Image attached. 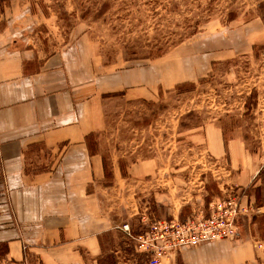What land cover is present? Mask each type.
Segmentation results:
<instances>
[{
	"label": "rangeland",
	"instance_id": "1",
	"mask_svg": "<svg viewBox=\"0 0 264 264\" xmlns=\"http://www.w3.org/2000/svg\"><path fill=\"white\" fill-rule=\"evenodd\" d=\"M42 7L50 9L54 27L45 30L48 37L43 34L50 50L66 49L85 34L106 70L152 63L165 69L170 60L179 65V82L165 86L156 101L127 111L110 105L105 128L89 140L105 166L103 187L112 184V162L123 176L124 168L140 161L154 160L158 168L155 185L118 187L128 196L119 197L124 203L117 211L128 219L117 227L127 224L139 235L150 219L182 220L235 198L245 211L231 242L244 248L241 264H264V32L251 45L243 30L250 22L264 28V0H63ZM212 124L222 132L219 156L212 142L210 148L209 142L188 139L190 132L213 130ZM37 155L38 148L29 151L26 168H50L53 159ZM230 168L261 169L252 183L238 187ZM104 237L106 247L115 245L119 264H146L122 231ZM188 252L160 264H192ZM5 257L2 251L0 264H18ZM24 264L38 262L28 254Z\"/></svg>",
	"mask_w": 264,
	"mask_h": 264
},
{
	"label": "crops",
	"instance_id": "2",
	"mask_svg": "<svg viewBox=\"0 0 264 264\" xmlns=\"http://www.w3.org/2000/svg\"><path fill=\"white\" fill-rule=\"evenodd\" d=\"M62 1L0 0V243L7 244L6 260L18 264L28 254L38 264H119L115 245L104 244V236L128 219L117 211L124 203L119 197L128 196L118 187L154 184L158 168L154 160L140 161L124 168L123 176L112 162V184L103 187L102 161L89 140L105 128L110 105L127 111L154 102L181 73L173 60L165 69L152 63L106 70L85 34L66 49L50 50L44 40L50 9L42 3ZM243 30L247 43L263 38L262 24L250 22ZM210 127L188 139L212 142L219 156L222 132ZM34 148L38 159H53L50 168H26ZM260 169L230 171L236 185L246 187ZM148 176L152 181L141 182ZM243 249L225 241L184 251L192 264H241Z\"/></svg>",
	"mask_w": 264,
	"mask_h": 264
},
{
	"label": "built area",
	"instance_id": "3",
	"mask_svg": "<svg viewBox=\"0 0 264 264\" xmlns=\"http://www.w3.org/2000/svg\"><path fill=\"white\" fill-rule=\"evenodd\" d=\"M238 203V199L227 198L226 201L209 204L205 213L200 211L182 220L177 217L150 219L139 235H132L127 224L116 229L127 236L146 264H160L161 259L184 250L214 242L235 241L238 234L236 221L245 211L238 207Z\"/></svg>",
	"mask_w": 264,
	"mask_h": 264
},
{
	"label": "trees",
	"instance_id": "4",
	"mask_svg": "<svg viewBox=\"0 0 264 264\" xmlns=\"http://www.w3.org/2000/svg\"><path fill=\"white\" fill-rule=\"evenodd\" d=\"M103 168H105V166H103ZM258 207H262V205L261 206H258ZM238 236H239V233L237 234V238H238ZM2 251H3V254L6 255V252H7V244L6 243H0V253Z\"/></svg>",
	"mask_w": 264,
	"mask_h": 264
}]
</instances>
